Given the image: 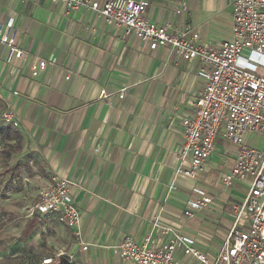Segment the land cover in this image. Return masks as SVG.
<instances>
[{"label": "crops", "instance_id": "0c3cea01", "mask_svg": "<svg viewBox=\"0 0 264 264\" xmlns=\"http://www.w3.org/2000/svg\"><path fill=\"white\" fill-rule=\"evenodd\" d=\"M147 1L146 19L170 32H196L200 43L211 47L230 37L233 0ZM9 19L26 55L7 65L0 46V186L6 192L0 206L14 213L30 185L39 188L56 175L70 183L88 244L82 251L56 222L64 228L62 250L71 256L69 264L97 253L115 264L109 248L125 237L140 242L156 216L201 253L215 255L233 225L229 204L242 201L248 185H222L235 149L219 137L217 153L214 149L208 157L199 180L214 205L190 219L183 215L194 182L175 174L179 122L204 86L197 76L200 63L181 60L169 48L150 51L92 11L68 12L59 2L0 0V23ZM34 59L48 64L37 78L29 69ZM101 91L108 98L100 99ZM6 112L15 127L2 120ZM16 183L19 187H11ZM238 183L245 193L236 190ZM171 185L175 191H169ZM34 201L27 229L40 220L55 223L53 217L31 213ZM160 241L154 234L153 242ZM175 256L178 264H200L182 250Z\"/></svg>", "mask_w": 264, "mask_h": 264}, {"label": "built area", "instance_id": "2783aa9c", "mask_svg": "<svg viewBox=\"0 0 264 264\" xmlns=\"http://www.w3.org/2000/svg\"><path fill=\"white\" fill-rule=\"evenodd\" d=\"M50 1L62 3L68 12L90 10L126 36H135L150 51L169 48L181 60L200 63L197 76L204 79V86L190 113L179 122L180 166L175 174L194 182L193 198L187 200L183 213L186 219L213 205V196L199 180L217 138L235 149L232 166L221 179L222 185L230 187L236 182L248 185L244 199L229 204L233 225L215 255L201 253L191 240L161 225L156 216L149 234L140 242L125 237L109 248L115 264H178L175 256L178 250L200 264H264V152L248 148L243 141L245 134H264V0H233L231 34L218 47L202 45L196 32H170L168 26L149 22L145 17L147 0ZM0 46L5 49L7 65L25 58V51L17 46L12 19L0 23ZM47 66L44 60L34 59L29 65L32 78H37ZM124 96L123 88L118 99ZM99 98L106 99L108 95L101 91ZM2 120L16 126L10 112L4 113ZM169 191H175V187L171 185ZM31 213L53 217L70 231L82 251L88 249L67 180L51 175L38 190ZM154 234L160 235V243L153 242ZM61 258L69 260L71 256L61 250L55 259L43 260L42 264H52Z\"/></svg>", "mask_w": 264, "mask_h": 264}, {"label": "rangeland", "instance_id": "374dc122", "mask_svg": "<svg viewBox=\"0 0 264 264\" xmlns=\"http://www.w3.org/2000/svg\"><path fill=\"white\" fill-rule=\"evenodd\" d=\"M243 141L248 148L264 152V134H245ZM237 185L236 190L246 192L241 184ZM15 186L19 187V184H12L11 187ZM39 189L36 184L30 185L22 197L23 204L14 213L0 206V264H42V259H55L64 248V228L56 221L45 224L40 220L36 226L27 229L31 220L26 215ZM3 193L6 192L0 186V198H6V195L1 197ZM92 247L97 248L98 245ZM74 264H109V258L98 253L94 257L84 255Z\"/></svg>", "mask_w": 264, "mask_h": 264}, {"label": "water", "instance_id": "95a60500", "mask_svg": "<svg viewBox=\"0 0 264 264\" xmlns=\"http://www.w3.org/2000/svg\"><path fill=\"white\" fill-rule=\"evenodd\" d=\"M58 263H59V264H69L68 260L65 259V258H61V259H59Z\"/></svg>", "mask_w": 264, "mask_h": 264}, {"label": "trees", "instance_id": "16d2710c", "mask_svg": "<svg viewBox=\"0 0 264 264\" xmlns=\"http://www.w3.org/2000/svg\"><path fill=\"white\" fill-rule=\"evenodd\" d=\"M52 264H59V263H58L57 261L54 260Z\"/></svg>", "mask_w": 264, "mask_h": 264}]
</instances>
